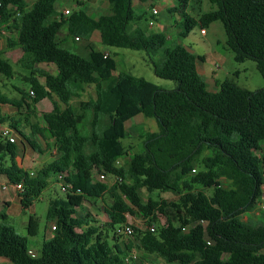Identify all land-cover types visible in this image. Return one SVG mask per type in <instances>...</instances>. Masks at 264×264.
Here are the masks:
<instances>
[{
	"label": "trees",
	"instance_id": "16d2710c",
	"mask_svg": "<svg viewBox=\"0 0 264 264\" xmlns=\"http://www.w3.org/2000/svg\"><path fill=\"white\" fill-rule=\"evenodd\" d=\"M106 1L109 12L95 18L77 0L68 16L56 19L58 0H33L30 6L26 0H0V30L10 34L6 46L19 48L23 66L30 70L25 78L29 92L18 90L19 101L11 105L25 107L27 117H35L36 105L50 101L52 109L41 113L40 121L24 123L33 135L44 138L47 133L56 152L52 162L30 177L15 164V146L0 138V151L10 158L1 171L11 183H22L26 198H35L51 175L58 176L56 182L64 188L63 198L48 202L46 219L55 229L39 252L28 246V237L38 234L36 217H29L25 237L0 215V258L12 264H128L125 258L136 248L163 264H264V221L240 219L255 208L264 187V87L250 92L225 80L217 91H209L196 70L201 56L182 45L169 47L164 33L139 28L129 32L130 24L142 19L133 0ZM170 1L176 3L172 12L181 19L176 26L179 37L194 27L205 31L219 22L234 61L255 62L264 77V0H211L214 10L196 19L186 12L190 0ZM64 26L68 36L88 42L84 54L64 48L59 39ZM95 33L106 47L144 51L148 56L160 53L153 72L174 82L175 89L115 75L114 58L89 43ZM39 64L54 66L56 73L37 71ZM0 74L13 76L1 48ZM85 86L94 87L95 98L73 106L72 99H80ZM4 104L9 102L0 96V105ZM138 115L153 119L158 131L143 137L142 153L133 155L127 167L117 166L127 153L122 144L125 125ZM5 124L23 136L19 121L0 116V126ZM205 150L208 154L201 157ZM93 170L112 177L113 183L93 181ZM217 171L231 188L218 184ZM143 188L176 192L178 199L148 198L143 203L139 196ZM105 197L112 201L103 209L110 228L127 224V215L135 210L145 220V230L132 227L139 233L134 242L111 244L92 225L89 213L78 215L85 203L104 202ZM160 216L165 224L156 227Z\"/></svg>",
	"mask_w": 264,
	"mask_h": 264
},
{
	"label": "rangeland",
	"instance_id": "374dc122",
	"mask_svg": "<svg viewBox=\"0 0 264 264\" xmlns=\"http://www.w3.org/2000/svg\"><path fill=\"white\" fill-rule=\"evenodd\" d=\"M26 1L28 6H30L33 2V0ZM75 1L77 0H58L55 5V18L58 19L60 17V14L64 10L72 11L73 9H75ZM79 1L84 3L82 8L91 17L95 18L101 14H106L109 12V5L106 0ZM155 5L160 9V12L158 15L151 17L152 15L150 6H148L146 3L143 4V2H139L138 0H133V9L135 13L142 19L140 21L137 20L132 22L128 27V31L131 32L135 28H139L146 33L148 32V30L149 32H156L160 25H168L169 30L165 31L167 33V37H169L168 46L170 47L177 44L182 45L183 47L194 50L196 54L205 56V68L208 72L215 73L216 78L219 82H223L225 80H233L238 87L250 92L257 91L264 87V77L257 68L255 62L251 60H246L242 63L234 61L233 54L227 49L225 45L226 37L221 23L215 22L211 24L205 29V35H201L200 29L198 27H194L191 32L185 35V37H179V29H177L176 26L181 21L180 17H178L177 13L172 12V9L166 10V8L162 6V4L157 3ZM214 8L215 7L211 3V0H190L186 12L192 18L196 19L197 16L214 10ZM159 9L157 10L159 11ZM150 21L154 22V25L152 27L149 26ZM9 35V32L5 28L1 27L0 48L2 57L3 59L8 61L13 69V76L11 78H6L0 74V96L4 97L9 102V104L3 105L2 113L4 118L11 117L16 121H19V125L23 126L26 119L31 122L40 121V114L44 111H50L52 109V106L50 101L48 99H45L37 106L35 110L36 116L27 117L25 107L18 110L11 105V103H17V101H19L20 94L18 90H23L26 93L29 92L30 84L26 81L25 78L29 76L30 70H27L23 66L24 61L22 59V52L19 48H7L6 40ZM59 39L61 40L64 48H66L70 52L80 55L85 53V46L88 42L81 39L76 40L68 36V31L65 26L61 29ZM89 43L95 49L109 53L114 58L116 62V72L114 73L115 75L124 73L136 78L144 79L145 81H148L164 90L175 89L176 84L174 82L162 80L156 77L153 72V63H158L161 55L160 53L148 56L144 51L106 47L99 42V38L96 33L92 35ZM35 68L37 71L43 70L50 73L53 72L54 69L52 66L44 64L36 65ZM40 81L42 80L40 79ZM93 98H95L94 87L85 86V90L83 93H81L80 99H72L71 104L75 106L79 100L87 101ZM53 99L55 100L56 98L53 97ZM27 102L29 103L30 101L27 100ZM157 131L158 128L153 119H146L142 115H138L129 120L125 125V138L122 140V144L124 145L127 153L125 156L117 160L116 165L120 167H127L133 155L142 153V141L144 139L143 137H145V135L148 133H156ZM25 136L30 144L34 147L36 152L39 150V148H41L42 152L44 151L48 154L47 158H51V160L54 159V156L56 154H53V144H49L50 146L44 147L45 145L40 140V138L36 135L31 134L29 130L27 131V133H25ZM17 139H19L20 146L23 139L19 135H17ZM24 144L26 145V143ZM40 154L42 153L38 151L37 155ZM207 154L208 152H206L205 150L201 154V157ZM0 164H6L9 166V158L3 156L2 158H0ZM46 165L47 164H43L40 167L43 168ZM40 167H35L36 170L33 171L34 177L36 176V173ZM199 170L200 167H196V171ZM93 175L96 176L97 172H94ZM57 179L60 181V178L58 176L51 175L47 179L43 190H37V192H35L34 215L39 221V230L37 236L28 237L26 228L22 227L20 223L7 221V223L15 229L18 235L28 237V246L36 252H39L42 242L45 240V231L50 227V222H48L46 219L48 202L51 199L63 198L64 196L63 192H61L60 184L56 182ZM215 180L223 189L227 190L231 188V182L220 175L218 171L216 172ZM113 181L114 179L112 177L107 175L105 176V182L113 183ZM177 189V191H180L181 185L177 186ZM205 192L207 195H209L211 193V190ZM139 196L143 203H146L148 198H151L155 201L161 199L176 201L178 199L176 192L169 191L161 193L156 190H154L153 192H147L144 188L139 190ZM105 204H112V201L109 200V197H105L104 202H102L101 200H94L89 203H85L83 209L78 212V215H84L86 212L89 213L91 215V220L95 221V224L92 225L97 226L100 231L107 236V240L111 244L120 245L126 243L127 240L134 242L139 234L138 231H135L132 236L126 237L116 232V229L118 227L112 229L106 224L108 220L103 210ZM263 205L264 187H262V190L257 197L255 208L251 212L243 214L240 219L249 223H261L262 221H264ZM127 224L141 231L147 228L145 220L136 210L133 215H127ZM158 224H165V218L162 216L158 217V223L155 224V226L158 227ZM114 233H116L115 240H113ZM130 254L135 255L136 258L130 260L128 264H163L162 260L156 258L155 256L144 254L143 252L138 251L136 248H134L127 255V257ZM224 257L226 258V256Z\"/></svg>",
	"mask_w": 264,
	"mask_h": 264
},
{
	"label": "crops",
	"instance_id": "0c3cea01",
	"mask_svg": "<svg viewBox=\"0 0 264 264\" xmlns=\"http://www.w3.org/2000/svg\"><path fill=\"white\" fill-rule=\"evenodd\" d=\"M145 3L151 7V9H150L151 15H152L151 17L158 15L160 12V9L155 5L157 3L162 4V6L166 8V10H170V9L174 8V6H175V4L170 0H148L146 2H143V4H145ZM157 9H159V11ZM153 10L155 11V14L153 13ZM150 23H151V25H150ZM153 25H154V22L150 21L149 26L152 27ZM166 30L167 31L169 30L168 25H160L156 32H153V31L149 32V30H148L147 33H149V34H151V33L167 34L165 32ZM205 34L206 33L204 31V33L201 35H205ZM167 38H169V37H167ZM188 49L191 52H193L194 54H196V52L194 50H192L190 48H188ZM196 55L202 57V60L198 61L196 63V70H197L198 74L205 81L209 91H212V92L217 91L219 89V85L222 82H219L217 80L215 73H210L205 68L204 62L206 61V57L199 55V54H196ZM48 66H52V65H48ZM52 67L54 69H53V72H51V74H55L56 73L55 67L54 66H52ZM42 102H43V100L36 105V108ZM4 105H6V104H4ZM2 110H3V105H0V116L4 117ZM44 112H49V110L44 111ZM24 125H23L24 127L22 125H19V127H18V131H20L23 134V136H21L16 131H14L15 135L13 134V136L15 137V143L13 145L16 148L14 161H15V164L17 165L18 168L26 171L29 174V173H33V171L36 170L35 167H37V166L40 167L43 164H48V163L52 162L53 160H51V158H47L48 154L44 151L42 152L41 148H39L38 151H40L42 154L37 155L38 151L36 152L32 148L30 142L27 140V138L25 136V133H27L28 130L31 134H33V133L31 132L30 127L26 123H24ZM2 126H8V124L2 125ZM17 135H19L23 139V141H21L22 143L20 146H19V139H17ZM43 135H44V138L40 137V136H38V137L40 138V140L45 145L44 147H47V144H52V140L49 138L47 133L43 132ZM17 142H18V144H17ZM24 143H26V145ZM1 144H3V141L1 142ZM3 156L9 158V156H7L5 154V152L0 151V158H2ZM9 160H10V158H9ZM5 167H8V165L0 164V215H5V217L7 218V221L18 222V223H20V225H22V227L26 228L29 217H35V215H34V208H35L34 201H35V199L33 198V196L26 198L23 195L24 194L23 190L17 191L13 188L8 177L1 171V169L5 168ZM33 175H34V173H33ZM92 179H93V181L97 180L95 175H93ZM4 186H6V189H3ZM52 224L53 223H50L49 229H47L45 231V234H44L45 240L50 238L52 235V231H51ZM150 256H152V255H150Z\"/></svg>",
	"mask_w": 264,
	"mask_h": 264
},
{
	"label": "built area",
	"instance_id": "2783aa9c",
	"mask_svg": "<svg viewBox=\"0 0 264 264\" xmlns=\"http://www.w3.org/2000/svg\"><path fill=\"white\" fill-rule=\"evenodd\" d=\"M153 13L155 14L154 10H153ZM61 14L63 16H68L70 14V10H64V11H62ZM150 25H151V23H150ZM200 33L203 34L204 31L201 30ZM76 40H78V39H76ZM13 134H14V130L11 129L10 127H8V126H0V138L2 140L6 141V142H8L10 144H14L15 143V138H14ZM53 154H56L55 150L53 151ZM94 172H96V170H93V174H94ZM29 176L33 177L34 175H33V173H29ZM96 178H97V180H105V176L104 175H100L98 173L96 175ZM11 184H12V186H13V188L15 190H17V191H22L23 190L22 183H11ZM60 186H61V184H60ZM3 189H6V186H4ZM63 191H64V188L61 187V192H63ZM263 208H264V205H263ZM54 229L55 228L52 226L51 227V231H53ZM185 229L186 228H184V230ZM116 230H117L116 232L118 234H122V235H124L126 237L132 236L133 232H134L132 227L130 225H128V224L119 226ZM151 231H153V230L151 229ZM29 253L33 256L31 251ZM135 258H136L135 255H131L130 254L128 257L125 258V261L128 263V262H130V260H133ZM0 264H12V263L9 262L8 260L4 259V258H0Z\"/></svg>",
	"mask_w": 264,
	"mask_h": 264
}]
</instances>
